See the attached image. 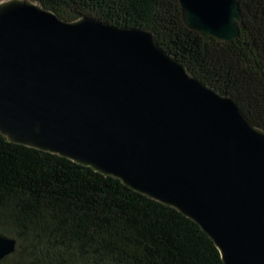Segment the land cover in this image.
<instances>
[{"label": "water", "instance_id": "95a60500", "mask_svg": "<svg viewBox=\"0 0 264 264\" xmlns=\"http://www.w3.org/2000/svg\"><path fill=\"white\" fill-rule=\"evenodd\" d=\"M206 42L240 36V0H179ZM0 133L175 207L224 264H264V129L154 33L0 1ZM17 241L0 235V260Z\"/></svg>", "mask_w": 264, "mask_h": 264}, {"label": "trees", "instance_id": "16d2710c", "mask_svg": "<svg viewBox=\"0 0 264 264\" xmlns=\"http://www.w3.org/2000/svg\"><path fill=\"white\" fill-rule=\"evenodd\" d=\"M63 20L82 16L151 30L188 71L235 98L264 129V0H240L232 43L206 42L179 0H33ZM0 235L16 239L0 264H224L190 217L89 166L0 133Z\"/></svg>", "mask_w": 264, "mask_h": 264}, {"label": "rangeland", "instance_id": "374dc122", "mask_svg": "<svg viewBox=\"0 0 264 264\" xmlns=\"http://www.w3.org/2000/svg\"><path fill=\"white\" fill-rule=\"evenodd\" d=\"M1 1V0H0Z\"/></svg>", "mask_w": 264, "mask_h": 264}]
</instances>
